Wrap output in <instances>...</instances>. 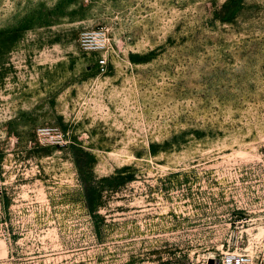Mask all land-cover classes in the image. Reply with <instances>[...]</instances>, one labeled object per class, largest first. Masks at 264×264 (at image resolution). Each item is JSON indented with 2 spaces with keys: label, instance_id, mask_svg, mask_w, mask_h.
Returning <instances> with one entry per match:
<instances>
[{
  "label": "rangeland",
  "instance_id": "obj_1",
  "mask_svg": "<svg viewBox=\"0 0 264 264\" xmlns=\"http://www.w3.org/2000/svg\"><path fill=\"white\" fill-rule=\"evenodd\" d=\"M0 203V264H264V0H0Z\"/></svg>",
  "mask_w": 264,
  "mask_h": 264
},
{
  "label": "built area",
  "instance_id": "obj_2",
  "mask_svg": "<svg viewBox=\"0 0 264 264\" xmlns=\"http://www.w3.org/2000/svg\"><path fill=\"white\" fill-rule=\"evenodd\" d=\"M89 33L91 32H83L82 37L85 40V45L90 49H98L103 46L102 42V34L100 35V31H93L92 37L89 38ZM106 63L103 57L99 58L98 64L99 66H104ZM52 138H56V136L52 135ZM1 208V203H0ZM216 264H255L252 256H250L247 252H226L224 256L216 260Z\"/></svg>",
  "mask_w": 264,
  "mask_h": 264
},
{
  "label": "water",
  "instance_id": "obj_3",
  "mask_svg": "<svg viewBox=\"0 0 264 264\" xmlns=\"http://www.w3.org/2000/svg\"><path fill=\"white\" fill-rule=\"evenodd\" d=\"M208 264H216V263H215V261H214L213 259H210V260L208 261Z\"/></svg>",
  "mask_w": 264,
  "mask_h": 264
},
{
  "label": "crops",
  "instance_id": "obj_4",
  "mask_svg": "<svg viewBox=\"0 0 264 264\" xmlns=\"http://www.w3.org/2000/svg\"><path fill=\"white\" fill-rule=\"evenodd\" d=\"M0 221H1V214H0Z\"/></svg>",
  "mask_w": 264,
  "mask_h": 264
},
{
  "label": "bare ground",
  "instance_id": "obj_5",
  "mask_svg": "<svg viewBox=\"0 0 264 264\" xmlns=\"http://www.w3.org/2000/svg\"><path fill=\"white\" fill-rule=\"evenodd\" d=\"M262 231V229H260V232Z\"/></svg>",
  "mask_w": 264,
  "mask_h": 264
}]
</instances>
